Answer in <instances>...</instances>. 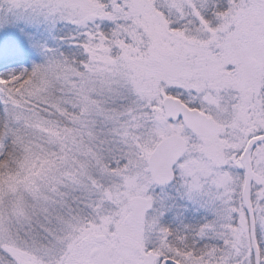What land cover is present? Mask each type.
<instances>
[{
    "label": "snow or ice",
    "instance_id": "snow-or-ice-1",
    "mask_svg": "<svg viewBox=\"0 0 264 264\" xmlns=\"http://www.w3.org/2000/svg\"><path fill=\"white\" fill-rule=\"evenodd\" d=\"M0 13L55 42L0 74V264H264V0Z\"/></svg>",
    "mask_w": 264,
    "mask_h": 264
},
{
    "label": "rangeland",
    "instance_id": "rangeland-1",
    "mask_svg": "<svg viewBox=\"0 0 264 264\" xmlns=\"http://www.w3.org/2000/svg\"><path fill=\"white\" fill-rule=\"evenodd\" d=\"M3 13H0L2 16ZM62 27V26H61ZM70 35L69 29H65L60 35ZM33 38L46 42L48 46H53L54 41L49 39V34L45 26L33 27L24 23H12L6 27L0 28V74L24 69L31 70L36 63H41L44 59L42 52L33 47ZM35 56V62L24 66L26 61L20 58V55L26 54ZM28 55V54H27ZM0 105V109H2Z\"/></svg>",
    "mask_w": 264,
    "mask_h": 264
},
{
    "label": "flooded vegetation",
    "instance_id": "flooded-vegetation-1",
    "mask_svg": "<svg viewBox=\"0 0 264 264\" xmlns=\"http://www.w3.org/2000/svg\"><path fill=\"white\" fill-rule=\"evenodd\" d=\"M175 189H169V192L174 193ZM204 220V213L202 211H197L194 207L190 208L184 216V225L196 226L202 223ZM165 223L173 228H180L181 224L176 222L175 219L169 215L165 218Z\"/></svg>",
    "mask_w": 264,
    "mask_h": 264
},
{
    "label": "trees",
    "instance_id": "trees-1",
    "mask_svg": "<svg viewBox=\"0 0 264 264\" xmlns=\"http://www.w3.org/2000/svg\"><path fill=\"white\" fill-rule=\"evenodd\" d=\"M21 53H26V54H22V55H20V58L23 60V61H26L25 63L28 65L29 64V66H30V64H32L33 62H35V56H33V55H29V53H27V52H21ZM28 54V55H27Z\"/></svg>",
    "mask_w": 264,
    "mask_h": 264
}]
</instances>
